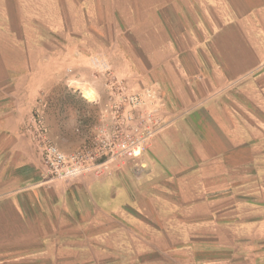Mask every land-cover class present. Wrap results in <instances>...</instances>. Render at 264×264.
Listing matches in <instances>:
<instances>
[{
	"label": "crops",
	"instance_id": "crops-1",
	"mask_svg": "<svg viewBox=\"0 0 264 264\" xmlns=\"http://www.w3.org/2000/svg\"><path fill=\"white\" fill-rule=\"evenodd\" d=\"M27 31L40 38L16 39ZM0 32L8 35L0 42V66H6L0 72V264H129L143 249L129 254L132 242L160 239L133 232L129 223L185 224L186 214L213 210L223 216L222 241L251 240V248L225 264H264V128L251 121V79L264 77V0H0ZM46 33H71L70 73L26 68L33 49L47 48L40 42ZM16 45L27 50L20 60L13 58ZM44 63L52 64L47 55ZM105 64L142 97L157 123L136 158L143 180L130 184V161L70 181L48 178L25 131L34 100L41 92L46 97L48 135L63 151L91 146L81 137L94 136L103 121ZM58 82L82 104L70 117L62 107L55 120L48 97ZM63 137H71L72 147ZM138 186L177 192L179 204L129 203L127 191ZM244 192L251 200L237 198ZM129 204L147 207L151 216L128 217ZM177 207L184 209L179 220ZM160 208L167 209L162 222ZM168 233L175 241L174 230ZM169 253L170 261L156 252L143 263L191 264L174 258L181 251Z\"/></svg>",
	"mask_w": 264,
	"mask_h": 264
},
{
	"label": "rangeland",
	"instance_id": "rangeland-1",
	"mask_svg": "<svg viewBox=\"0 0 264 264\" xmlns=\"http://www.w3.org/2000/svg\"><path fill=\"white\" fill-rule=\"evenodd\" d=\"M66 4V2H64ZM69 5H71V2H68ZM113 35L111 34L109 39L113 41ZM7 34L0 32V37H5L2 41H7ZM39 37V34H36L35 32H19L16 34V39H21L25 42V38L28 40H31L32 43H35L36 39L35 37ZM44 38L40 39L42 44H46L47 48L46 49H33L32 51L29 49L28 52L30 53L31 51V56L30 60L31 64L27 65L25 64L26 68H29V71H33L35 73H46V72H58V73H65L68 74L71 72L72 65H71V56H72V49H71V33H62V34H52V33H46L42 34ZM40 38V37H39ZM58 45V47L56 46ZM13 58L16 60H20L19 58L24 57V53L27 52L25 51L22 47H18L16 45V49H13ZM45 51V52H44ZM111 51V50H109ZM116 51V50H115ZM113 52V50H112ZM47 55L48 60L52 62V64L46 65L45 62V56ZM28 57V58H29ZM26 60V59H25ZM6 67V66H0V72L1 68ZM101 72V71H100ZM110 72H112L110 70ZM251 108H253L254 113L251 115L253 116L251 118V121L257 122L256 124H260L259 126H262L264 128L263 124L264 123V77L261 81H252L251 79ZM40 96L36 97L34 100L33 104V109L31 111V114L33 110L39 106L40 104L45 103L46 97H42V92L39 93ZM51 98V102L53 103V107L55 109L54 113L52 114L54 119L56 120V116L58 115L59 109L62 107H66L67 112H65V116L70 117L71 116V111L72 107L79 104L81 105V102H78L75 98H72L68 95H66V92L64 89L60 86V83L58 82L56 85L53 86L52 93L49 95ZM47 102V100H46ZM27 122V121H26ZM76 130L71 128L69 125V131ZM77 132V131H75ZM85 135H88V137H84ZM84 141H93L94 136H90L86 131L84 132V135L81 137ZM72 139L71 137H63L62 143L66 147H72ZM88 147V146H87ZM143 154V153H142ZM136 158L137 157H127L125 159L124 163H110L107 165L106 168L111 166H115V168L119 167L120 164L126 165L130 161L129 165V182L131 184V179L135 181L136 179L138 181H142L143 179L140 178V172L139 168H142L141 164L136 163ZM133 162V163H132ZM96 174V173H95ZM137 177V178H135ZM139 177V178H138ZM78 178V177H76ZM73 179H67L64 181H70L74 180ZM136 180V181H137ZM147 181L142 182L141 184L143 185L146 184ZM138 188L132 187L129 188L127 191V198L129 203L133 202H143V203H149L151 200L158 201L160 204H162L164 207H166L168 201H174L179 204V193L177 192H157V193H151V192H145L141 191ZM193 195V194H192ZM207 199L210 200L211 197H213V194H207ZM237 198L242 202H247L248 200H251V193H240L237 194ZM193 203V202H192ZM247 205H245V208H243L245 212H247ZM184 209L182 208H176L174 212H176V218L181 217L180 215L183 216V211ZM128 212V217L129 216H136L139 215L140 217L147 218L148 216H151V211L150 209H145L142 212V209H135L131 208V205L129 204V208L127 210ZM160 215V220L162 222V217H166L165 213L167 212V209L160 208L159 211ZM168 212H171L168 211ZM180 212V214H178ZM138 213V214H137ZM216 212L214 210L212 211V214L208 215H202V216H192L189 218V216L184 217L185 220L187 221L185 224L183 223H177V224H159V223H154L153 225L151 224H133L129 223V228L132 229L133 232H140L145 234V237H152V234L159 235L160 239L159 241L156 240H144L142 243H137V247L135 246V242H132L131 251H129V254H134L136 249L138 248H143L138 256L135 254L133 256H129L128 262L129 264H142L145 259H149L147 255L154 254L156 252L159 253L160 255V260H171V257L173 256L172 253H169L171 251L174 252H179L181 251L183 254H176L178 255L177 257L174 254L175 259H185L186 261H189L191 264H225V263H231L233 259H237V257H234L237 255L238 250L239 253L242 250L247 251V248H251V240L246 239V236L242 237L239 240H234V241H222V237H224L223 233L221 230L218 229L219 221L222 220L223 216L222 215H216ZM221 213V212H219ZM150 214V215H149ZM246 214V213H245ZM220 216V217H218ZM183 218V217H182ZM239 221V219H237ZM231 221V220H229ZM237 221V222H238ZM235 223V221H234ZM232 225V223H230ZM237 226V225H236ZM98 227V226H97ZM168 228H171V230H174L175 234V241L171 240V238L167 239L168 233ZM150 230V231H148ZM153 232V233H151ZM132 233V232H130ZM150 234V235H149ZM149 235V236H147ZM153 238V237H152ZM146 239V238H144ZM147 243L149 245H147ZM129 245V247H130ZM153 245V247H151ZM157 245L158 248L157 249ZM153 249V250H150ZM150 250V251H149ZM144 252V253H142ZM169 253V255H168ZM258 253V251H257ZM166 256H165V255ZM234 255V256H233ZM153 258V257H152ZM154 259V258H153ZM257 264L263 263V260H257ZM146 264V263H143Z\"/></svg>",
	"mask_w": 264,
	"mask_h": 264
},
{
	"label": "built area",
	"instance_id": "built-area-1",
	"mask_svg": "<svg viewBox=\"0 0 264 264\" xmlns=\"http://www.w3.org/2000/svg\"><path fill=\"white\" fill-rule=\"evenodd\" d=\"M107 99L102 107V124L91 146L66 152L48 135L42 103L25 125L42 170L48 178L67 180L86 172L101 174L110 163H124L127 157L140 156L150 145L157 130L152 112L145 109L142 97L102 66Z\"/></svg>",
	"mask_w": 264,
	"mask_h": 264
}]
</instances>
